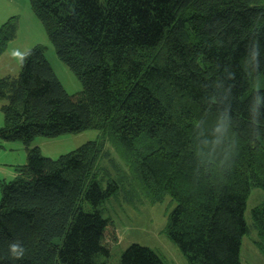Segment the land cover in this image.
<instances>
[{
  "label": "trees",
  "instance_id": "1",
  "mask_svg": "<svg viewBox=\"0 0 264 264\" xmlns=\"http://www.w3.org/2000/svg\"><path fill=\"white\" fill-rule=\"evenodd\" d=\"M59 59L80 80L77 101L34 45L17 76L0 77V140H20L27 161L1 184L0 264H108L106 204L137 207L169 196L165 233L188 264H242V238L264 246V0H29ZM17 18L0 27V53ZM227 113L237 154L198 155ZM96 129L57 158L31 146ZM203 132V135H201ZM108 144L126 165L113 155ZM25 248L22 259L8 245ZM264 250V249H263ZM117 264H168L137 243Z\"/></svg>",
  "mask_w": 264,
  "mask_h": 264
},
{
  "label": "rangeland",
  "instance_id": "2",
  "mask_svg": "<svg viewBox=\"0 0 264 264\" xmlns=\"http://www.w3.org/2000/svg\"><path fill=\"white\" fill-rule=\"evenodd\" d=\"M17 18L15 37L9 40L0 53V77L17 76L20 71V58L34 45L44 47V57L58 78L57 91L66 93L73 101H77L83 85L69 66L61 61L49 41L46 32L33 13L29 0H0V27L10 17ZM5 101L0 100V106ZM3 115L0 110V127ZM99 137L96 129H86L76 133H63L55 137L37 135L31 146H38L41 154L57 158L61 154L75 150L82 144ZM114 157L125 167L113 146L108 144ZM27 154L20 140H0V196L1 184L11 182L16 175V167L24 165ZM264 198L258 189H252L246 202L244 218L250 223V210ZM175 202L169 196L162 201L132 207L123 200L112 199L106 204L109 223L102 239L103 246L109 255H100L99 260L108 264H117L119 257L129 245L137 243L147 246L158 253L168 264H188L184 255L165 233L169 213ZM260 238L256 231H250L241 240L239 258L242 264H264V246L258 243Z\"/></svg>",
  "mask_w": 264,
  "mask_h": 264
},
{
  "label": "clouds",
  "instance_id": "3",
  "mask_svg": "<svg viewBox=\"0 0 264 264\" xmlns=\"http://www.w3.org/2000/svg\"><path fill=\"white\" fill-rule=\"evenodd\" d=\"M253 91L254 93H258L255 98L257 103H259L261 97L264 96V93H260L259 88H255ZM232 131L227 113L218 117L216 122L212 125L213 139L210 142L204 140L203 145L198 149L197 154L204 156L209 160H215L219 155V166H223L233 154H237L238 152L236 141L230 135V132ZM201 135H203V132H201ZM8 251L12 259L19 260L24 257L26 250L21 243L12 242L8 245Z\"/></svg>",
  "mask_w": 264,
  "mask_h": 264
}]
</instances>
